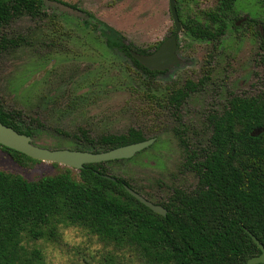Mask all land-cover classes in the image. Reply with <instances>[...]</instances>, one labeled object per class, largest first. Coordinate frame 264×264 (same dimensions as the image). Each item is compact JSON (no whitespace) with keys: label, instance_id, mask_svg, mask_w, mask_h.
<instances>
[{"label":"trees","instance_id":"16d2710c","mask_svg":"<svg viewBox=\"0 0 264 264\" xmlns=\"http://www.w3.org/2000/svg\"><path fill=\"white\" fill-rule=\"evenodd\" d=\"M238 1L217 0L213 8L191 13L183 1L176 0L184 34L196 41L215 43L230 25L238 31ZM255 1L263 15L260 23L264 29V0ZM50 3L82 14L78 30L100 39L132 85L148 90L146 97L154 108L171 111L177 124L172 128L173 136L197 184L191 191L172 188L163 201L145 195L166 209L162 216L125 190L127 185L141 194L127 179L109 173L106 164L122 160L86 164L77 174L64 167L54 175L33 181L0 171V264H47L40 249L35 245L27 249L24 243L58 242L63 226L83 229L104 247H110L106 264H114L118 255L125 254L134 255L143 264H247L251 257L260 255L249 233L264 247V87L255 95H231L219 112L208 116L210 134L204 145L190 148L179 126V110L200 81L187 79L180 87L166 85L161 91L159 77L170 70L150 71L132 56V52L149 54V47L135 46L77 4L62 0H0V58L29 45L28 37L10 31L15 20L27 16L56 24L57 20L48 13ZM258 24V17H252L242 21L241 26L246 30L256 27V34L261 35ZM260 62L264 84V51ZM20 118L19 112L5 109L0 101V122L35 138L36 128L22 126ZM61 134L70 139L74 150L93 153L148 139L136 128L96 138L89 137L83 129L79 134ZM0 148L21 167L40 162Z\"/></svg>","mask_w":264,"mask_h":264},{"label":"rangeland","instance_id":"374dc122","mask_svg":"<svg viewBox=\"0 0 264 264\" xmlns=\"http://www.w3.org/2000/svg\"><path fill=\"white\" fill-rule=\"evenodd\" d=\"M62 1L77 4L142 49L156 47L173 31L168 0ZM181 1L191 13L211 9L217 2ZM47 9L56 24L24 16L10 25L12 33L28 37L29 45L0 58V101L4 108L19 112L22 126L36 128L35 145L53 150L74 148L61 133L79 134L83 129L96 138L140 129L155 141L131 159L106 164L109 173L127 179L154 201H163L172 188L193 190L197 177L184 164V153L172 133L177 124L171 111L154 108L146 97L148 90L132 85L100 39L78 30L82 14L55 3ZM235 13L240 29L230 25L219 42L196 41L182 30L178 38L180 64L159 77L161 91L166 85L180 87L187 79L200 81L179 110L180 129L193 149L202 147L209 137L208 116L219 112L231 95H255L264 87L262 12L255 0H239ZM252 17H258L261 35L256 34V27L246 30L241 26V20ZM55 30L59 32H52ZM64 167L48 162L21 167L0 148V171L28 181L54 175ZM72 172L77 174V170ZM24 244L27 249L34 245L40 249L47 264H106L111 251L87 231L73 226L61 228L58 242ZM114 264L143 263L125 254L118 255Z\"/></svg>","mask_w":264,"mask_h":264},{"label":"water","instance_id":"95a60500","mask_svg":"<svg viewBox=\"0 0 264 264\" xmlns=\"http://www.w3.org/2000/svg\"><path fill=\"white\" fill-rule=\"evenodd\" d=\"M168 4L173 26L175 28L174 33L166 38L152 54H132L141 65L150 71H164L176 66L180 62L176 50L177 37L181 32V25L176 11L175 0H168ZM237 24H239V22ZM154 141L155 138H150L145 141L120 146L99 153L72 149L53 150L35 145L31 137L20 134L13 128L0 122V146L19 152L40 162L55 163L74 170H81L86 164L130 159L138 152L149 147ZM106 177L110 178L108 176ZM124 188L132 197L154 213L162 216L166 215L167 211L161 205L154 204L127 185H124ZM249 235L259 247L261 253L258 256L251 257L247 261V264H264V247L252 234L249 233Z\"/></svg>","mask_w":264,"mask_h":264},{"label":"flooded vegetation","instance_id":"af4514ba","mask_svg":"<svg viewBox=\"0 0 264 264\" xmlns=\"http://www.w3.org/2000/svg\"><path fill=\"white\" fill-rule=\"evenodd\" d=\"M175 6H176V0H175ZM176 11H177V10H176ZM169 12H170V11H169ZM177 14H178V13H177ZM246 19H248V18H246ZM246 19H245V20H246ZM245 20H241V21L244 22ZM179 21H180V20H179ZM239 23H240V21H239ZM180 25H181V24H180ZM182 30H183V29H182V26H181V31H182ZM174 31H175V28H174V26H173V31L171 32L170 35H172V34L174 33ZM180 33H181V32H180ZM170 35H169V36H170ZM169 36H168V37H169ZM168 37H167V38H168ZM178 38H179V35H178V37H177V50H176V51H177V54H178V46H179V42H178L179 39H178ZM165 39H166V38H165ZM165 39H164V40H165ZM164 40H163V41H164ZM163 41H162V42H163ZM162 42H160L156 47L151 48V46H150V47H149V52H150V53H149V54H145V55H150V54H152L155 50H157V48L160 46V44H161ZM133 53H134V52H132V54H133ZM136 54H138V53H136ZM139 55H141V54H139ZM132 56H133V55H132ZM178 56H179V55H178ZM133 58H134V57H133ZM134 59H135V58H134ZM179 59H180V58H179ZM179 64H180V62H179ZM179 64H177L176 66H178ZM142 66H143V65H142ZM176 66H174V67H176ZM143 67H144V66H143ZM174 67H172V68H170V69H167V70H164V71H159V72L169 71V70L173 69ZM146 69H147V68H146ZM153 71H158V70H153ZM150 138H155V137H150ZM150 138H148V139H150ZM155 139H156V138H155ZM146 140H147V139H146ZM32 141H33V139H32ZM144 141H145V140H144ZM37 146H38V145H37ZM40 147H41V146H40ZM44 148H45V147H44ZM147 148H148V147H147ZM145 149H146V148H145ZM72 150H74V149H72ZM2 151H3V149H2ZM138 153H139V152H138ZM134 156H135V155H134ZM134 156H133V157H134ZM130 159H131V158H130ZM123 160H126V159H123ZM115 161H117V160H115ZM108 162H109V161H108ZM142 196H143V195H142Z\"/></svg>","mask_w":264,"mask_h":264}]
</instances>
